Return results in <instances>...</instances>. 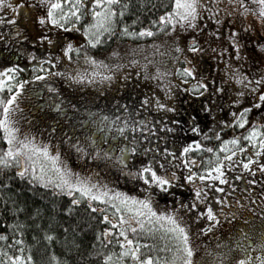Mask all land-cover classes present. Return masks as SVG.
<instances>
[{
    "label": "snow or ice",
    "instance_id": "obj_1",
    "mask_svg": "<svg viewBox=\"0 0 264 264\" xmlns=\"http://www.w3.org/2000/svg\"><path fill=\"white\" fill-rule=\"evenodd\" d=\"M39 4L46 9L37 17L40 25L81 36L54 40L40 35L33 44L43 41L60 52L33 50L25 53L33 62L30 66L0 69V130L6 142L0 147V264H36L33 245L26 239L29 231L38 233L32 237L36 243L44 242L48 264H71L68 257L80 252L76 241L83 231L80 223L88 226L77 216L82 202L108 225L96 232L88 251L98 264H195V238L215 235L231 221L245 227L229 229L228 239L220 240L216 247L223 251L215 253V264H264V227L259 233L246 230L248 220L243 219L258 211L264 220V207L256 206L257 201L264 204V191L259 197H238L236 183L245 179L243 173H251V185L258 183L256 173L264 176V0H141L138 7L132 0H39ZM23 6L24 0H0V13L10 17L0 19V24L15 23V13ZM126 15L132 18L125 21ZM8 35L28 39L23 29ZM158 35L160 42L154 40L151 47L154 56L165 50L160 61L145 60L141 65L113 49L108 55L115 62L106 63L88 51L113 37ZM248 44L261 55L260 70L255 72L247 70ZM206 49L225 61L226 72L219 82L198 71V57ZM127 55L135 56V49ZM81 61L90 72L59 67L62 62ZM125 64L141 67L143 72L135 75L155 82L157 90L149 89L135 104L117 101L112 115L85 109L87 119L61 130L59 139L55 126H49L47 139L17 127L14 117L28 83L20 78L21 72L30 68L32 80L58 76L65 77L66 84H111ZM122 78L131 79L126 71ZM48 87L53 93L49 107L62 115L68 108L73 115L80 112L60 89ZM179 94L202 101L187 120L180 113ZM77 126L86 134L76 135ZM183 132L192 136L169 143L170 135ZM213 140L215 145L208 143ZM66 152L85 164L104 162L131 179L139 194L101 183L94 178L98 173L74 170ZM242 193L251 194L252 189L246 186ZM63 195L71 198L66 206L57 202ZM168 196L170 205L161 209L157 198ZM157 235L162 247L153 242ZM113 238L118 249L108 247ZM161 250L164 255L158 254ZM79 259L85 261L83 255Z\"/></svg>",
    "mask_w": 264,
    "mask_h": 264
},
{
    "label": "trees",
    "instance_id": "obj_2",
    "mask_svg": "<svg viewBox=\"0 0 264 264\" xmlns=\"http://www.w3.org/2000/svg\"><path fill=\"white\" fill-rule=\"evenodd\" d=\"M15 2V0H14ZM152 2H156V0H152ZM163 2V0H162ZM132 3L134 6L138 7L141 3V0H132ZM148 7H151V3L148 4ZM45 6L42 4H39V0H24V6L21 7L16 13V22L13 24L3 23L0 24V35H4L5 39L0 40V65L3 67H7L11 64H19L22 68L30 66L33 62L29 61L26 56V52H32L35 50L37 54H43L47 51H53L57 52L58 47L51 48L50 50H47V48H50V46L43 41H38L36 44H33L32 41L34 39L38 40V37L40 35H44L45 33H48L49 38L57 40L59 36H62L64 38L69 39H75L79 36H81V33L79 32H73L71 35H69V30H61V29H50L48 30L47 27L40 25L37 17L40 14H43L45 11ZM136 15H140V12H136ZM9 16H4L3 13H0V19H3L5 21L9 20ZM132 17L130 15L125 16V21L130 20ZM20 19V20H19ZM144 24H147V17H142ZM19 22V23H17ZM87 20H84L82 23H86ZM79 27V26H78ZM17 29H23V35L28 37L29 41L26 40H17L16 38H9V33L17 30ZM39 33V35H38ZM181 38H186V34L181 33ZM156 41L157 43L160 42L161 37L155 36V37H144V38H127V37H120L117 39L116 37H113L110 41L105 42L103 45L98 46L96 49H88L89 53L92 55H96L99 59H104L105 61L110 57L108 54L113 49H123L125 50L123 55H127V53L131 52L135 49L136 55H127L126 59H137L139 60L140 64L142 65L145 60L147 61H160L161 55L160 53L164 52L165 50L162 48L155 54V56L152 54L154 49L151 47L153 44V41ZM80 43L83 44L84 41L80 40ZM183 46V45H182ZM215 47V45H213ZM10 52L8 54V60H4L3 56L5 55V51ZM56 50V51H55ZM249 54L250 58L247 60V70L252 71L255 67V65H258L261 67V55L258 53H254L252 51V45L248 44L246 49ZM205 52L207 53L208 57L205 58V61L201 60V57H203V54H200L198 57V64L197 68L200 73L203 75L209 77V79H216L217 82L220 81L221 77L225 75L224 70L222 68L217 67L219 64L222 63L225 65L224 60H220L218 57H216L215 53H212L209 49H206ZM103 53V55H101ZM58 54V53H57ZM254 57V59L252 58ZM75 55L73 56V60L75 61ZM164 59H167V57H164ZM227 59V57L225 58ZM233 64L236 61V58H231ZM5 62L6 64L2 65L1 63ZM243 63V61H241ZM47 66V65H46ZM62 67L61 70H63L64 67H69L73 71L76 70H88L91 71V68L84 64L83 61H81L79 64L73 63V62H62V64L59 66ZM127 64H125V67L123 68L124 72H128L129 74L133 75V78L128 79L124 84L114 83L111 85H105L104 87H91L90 85H85L83 83H65V77H58V76H52V77H45L42 80H32L30 79L31 71L30 68L28 71H24L20 73V78L25 79L28 81V83L24 86V91L20 96V99L18 101L19 103V119L21 118L24 123L27 122H34V124L37 126L43 127L47 135H49V126H55L57 128V133L55 134L56 138H60V132L63 129L71 128L73 125V122L76 120H86L87 119V112L84 110L87 109L88 111L97 112V111H103L105 115H112L113 110L118 107L117 101L120 104L130 102L132 104H135L139 98L147 93L149 89L157 90L156 84L153 81H149L144 79L143 75L136 76L135 72L140 71L143 72V69L141 67H138L136 65H133L132 67H129ZM260 67L258 70H260ZM257 70V71H258ZM52 71H56L55 68L52 69ZM149 71H152V68H149ZM219 71V73H218ZM255 72V71H253ZM39 75V73H36ZM51 84L53 87H56L60 89V91L64 94L65 97L71 102L77 104V107L80 109V112L73 115V110L71 108L67 109L66 114H59L54 107H49V97L53 96V93L51 92L48 85ZM190 94H179L177 103L180 105V113L184 116V119L187 120L188 114L192 111L193 108L198 109L200 104L202 103L200 98H193L192 100H189ZM204 99H207V96H205ZM225 97V102H226ZM185 101H188V103H185ZM21 111V112H20ZM264 111V110H262ZM257 116L260 115V113H256ZM158 118V117H157ZM175 118V117H174ZM201 119L204 120V114L201 113ZM62 124V125H61ZM208 124H211L210 119L208 120ZM37 129V128H36ZM73 131L76 133V135H84L86 133L82 132L81 129L77 126L73 129ZM3 132L0 130V147L6 146V142L2 139ZM192 134L188 132H183L180 135L176 137L169 136V143H172L173 139L177 142V144L181 141V139H187L188 137H191ZM197 138V137H193ZM208 143L215 145V141H209ZM204 155H208V153H204ZM92 163L94 167L98 166L99 170H106V172L118 174L117 170L106 165L102 161H89ZM245 179L242 181H236V183L239 185L240 191L237 192V196L244 194V195H256L259 197L260 193L264 191V176H262L259 172L256 173L255 178L258 180V183L256 185H251L249 181L253 178L251 173H243ZM119 176V175H118ZM121 178V186H125L123 181L127 183L123 178ZM130 180L131 179H127ZM19 186V185H17ZM133 186L135 187V184L133 183ZM250 187L252 189V193H242V189L244 187ZM40 191H45L44 189H40ZM50 191V190H49ZM71 198L67 197L66 195L60 196L57 198V202L61 206H66L67 203L70 201ZM158 203L160 205V208L163 209L165 204L171 203V196L166 197L165 199H160L159 197ZM37 202H39L37 198ZM247 203V202H245ZM257 208L264 207V204H261L260 201L256 202ZM251 207V205H249ZM243 211V210H242ZM77 216L82 218V220L87 221L86 226L84 223H80V229H83L82 232L79 233V235L76 238V241L78 244L81 245L79 254L73 252L68 259L71 261V264H98V260L96 257H88V251L91 249L92 242L95 239V234L97 231H102L105 227H108L107 223L103 222L101 219L100 213H93L90 212V210L87 209V203L82 202L80 206H78ZM94 217V218H93ZM259 218V219H258ZM65 218H61V222H63ZM244 220H248V229L255 233H259L261 228L264 227V220H262L259 215L258 211H253L251 213V216L249 217L248 214H245L243 216ZM78 222V221H73ZM244 228L245 225L242 222L238 221H231V223H225L221 225L218 230L216 231L215 235L209 233L205 234L203 236H198L195 238V247H204L208 245H212L213 242H216L221 239H228L229 237V229H232L233 232L235 229ZM2 230V229H0ZM195 230V229H194ZM33 235H38V233H33L32 231H29L27 234V242L29 244L33 245L32 252L33 256L36 260V264H48V256L47 251L45 249V245L43 241H40L39 243H36L32 239ZM71 238V237H70ZM154 243H157V247H162L161 243L159 242V235L153 240ZM110 249H118V245L115 243V238L112 239V243L108 245ZM57 250L59 251V246H57ZM158 254L164 255L163 251L161 250ZM80 255H83L85 257V261L81 262L79 257Z\"/></svg>",
    "mask_w": 264,
    "mask_h": 264
},
{
    "label": "rangeland",
    "instance_id": "obj_3",
    "mask_svg": "<svg viewBox=\"0 0 264 264\" xmlns=\"http://www.w3.org/2000/svg\"><path fill=\"white\" fill-rule=\"evenodd\" d=\"M20 20V19H19ZM19 23V22H17ZM48 30H50L51 28H48ZM39 35V33H38ZM44 35H48V33H45ZM30 40V39H29ZM28 39L26 41H29ZM51 48H47V50H50ZM56 51V50H55ZM118 51L121 52L122 56L125 57V59L129 56L127 55H123L122 52H124L125 50L123 49H118ZM60 52V48L58 47L57 49V52L56 53H59ZM5 55L3 56V59L4 60H8V54L10 52H8L7 50L4 52ZM208 55L206 52H204L203 54V57H201V60L202 61H205V58H207ZM231 58H236L234 55L231 56ZM109 61H112V62H115L111 57H109L105 62H109ZM123 62V61H121ZM2 65L6 64L5 62H2L1 63ZM219 64L221 65H218L217 67L219 68H222L224 70V73L226 72V68H225V65H223L222 63L219 62ZM260 66L258 65H255L254 69L252 71H257L258 68ZM3 66L0 65V69H2ZM62 68V67H60ZM129 67H127L126 69H128ZM88 71V70H87ZM124 72V70L122 69L121 70V73L118 74L117 78L115 80H113L111 82V84L105 82L103 84L97 82V84L95 85H90V84H86V83H83L85 85H82V86H88L90 85L91 87L95 88V87H104L105 85H111L114 84V83H119V84H124L128 79H124L122 78V73ZM219 73V71H218ZM131 78H133V75L132 74H129ZM60 78V77H59ZM211 80V79H210ZM151 81V80H149ZM21 112V111H20ZM19 112H17L15 114V120L17 122V127L21 130V132H31L33 134H35L38 138H43V139H47L49 135H47V132L46 130L41 127V126H37L34 124V122H27V123H24V121H22V119L20 118L19 121L18 120V116H19ZM37 128V129H36ZM55 139H59L58 137L56 138L55 136ZM65 158L68 160V162L71 164V166L74 168V170L76 171H80V172H95V173H98V175H96L94 178L96 180H99L101 183H108L109 187H118L120 188L122 191H128V192H132L134 194H139L137 191H136V186L134 187L133 186V182L130 181V180H126L125 178H123L127 183H125L123 181V183L125 184V186H121V175L119 172H117L118 174H111L109 172H106V170H99V167L96 166L94 167L92 165V163L88 162L87 164H85L83 161L79 160V159H76L74 154L72 153H65ZM119 175V176H118ZM259 219V218H258ZM226 240V239H224ZM220 243V240L216 241V242H213L212 245H208V246H204V247H196V252L194 253V262L195 264H215V253L217 251H223L222 248H217L216 246Z\"/></svg>",
    "mask_w": 264,
    "mask_h": 264
},
{
    "label": "flooded vegetation",
    "instance_id": "obj_4",
    "mask_svg": "<svg viewBox=\"0 0 264 264\" xmlns=\"http://www.w3.org/2000/svg\"><path fill=\"white\" fill-rule=\"evenodd\" d=\"M62 125V124H61Z\"/></svg>",
    "mask_w": 264,
    "mask_h": 264
}]
</instances>
